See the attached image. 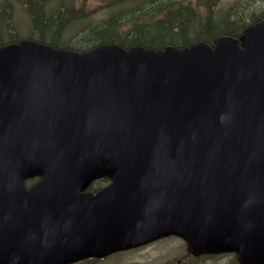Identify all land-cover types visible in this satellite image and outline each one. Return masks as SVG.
Instances as JSON below:
<instances>
[{
    "label": "water",
    "instance_id": "1",
    "mask_svg": "<svg viewBox=\"0 0 264 264\" xmlns=\"http://www.w3.org/2000/svg\"><path fill=\"white\" fill-rule=\"evenodd\" d=\"M171 234L264 264V18L211 45H0V264Z\"/></svg>",
    "mask_w": 264,
    "mask_h": 264
},
{
    "label": "trees",
    "instance_id": "2",
    "mask_svg": "<svg viewBox=\"0 0 264 264\" xmlns=\"http://www.w3.org/2000/svg\"><path fill=\"white\" fill-rule=\"evenodd\" d=\"M60 1L62 2L59 3ZM181 4L180 0H173V2L172 0H149L148 4L139 5L138 8L126 11V13L107 14L99 20L100 25L85 28L81 34L85 44L76 46L69 43L66 47L80 51L103 42H116L122 47L139 44L149 48H161L166 44L182 46L199 38L211 41L216 33L226 32L238 35L241 29L240 26L215 28L207 18H203V20L198 19L195 29L197 32L194 31L192 34L188 31L189 25L186 22L194 15H198L199 12L196 7L189 8L186 4L185 6ZM44 6L43 3L42 7H37L38 9L35 7L33 12L35 19L33 24L41 30L44 29L43 35L38 40L51 45L59 44L58 41L61 39L64 29L77 21L80 16L83 17L82 12L79 14V10L74 12L73 0H56L50 15ZM261 17H264V11ZM37 24H40L41 27ZM51 27H53V34L49 36ZM12 37V34L8 35V39ZM7 40H4L3 37L0 38V44ZM107 180V178L97 179L90 183L89 189L95 191L105 185Z\"/></svg>",
    "mask_w": 264,
    "mask_h": 264
},
{
    "label": "rangeland",
    "instance_id": "3",
    "mask_svg": "<svg viewBox=\"0 0 264 264\" xmlns=\"http://www.w3.org/2000/svg\"><path fill=\"white\" fill-rule=\"evenodd\" d=\"M148 0H73L74 12L78 11V14L82 12L83 17L69 24L65 29L64 33L67 36L66 41L72 45H82L84 40L82 38V33L85 28H91L92 26L100 25L99 20L103 16L110 13H117L131 11L138 8L139 5L148 4ZM177 1V0H175ZM182 1L183 6L185 3ZM34 0H30L32 4ZM55 0H46L44 2V7L50 12L54 9ZM60 1L59 3H61ZM201 2V0H195V4ZM129 3V4H128ZM24 5L21 2H16L15 5L4 4L0 0V14L2 11H7L10 14L8 23H6V29L9 27L10 30H15L17 28V35H26L27 32L24 30L28 24V29L30 30V19L28 14V8L30 6ZM176 6V5H175ZM245 6H249L250 14H260V11H264V0H219L214 6L209 9H202L204 14H212L218 22L222 23L223 20L228 18L238 17L237 12L241 13ZM260 8V10H258ZM47 11V13H48ZM204 14L201 16L203 19ZM32 25V23H31ZM18 26V27H17ZM126 28V27H125ZM30 33V31H28ZM197 32V30L195 31ZM6 36V33H3ZM66 36H62V40H59L61 45H65ZM3 37V38H4ZM184 241L181 240L177 235L171 234L169 236H164L154 241L153 244L148 245V247L140 248L136 246L135 248H128L124 250H116L105 257H100L93 264H167L164 260L167 258H178L184 253ZM222 258L218 259V264H223ZM71 264H86L85 261L77 260ZM207 264V262L199 263Z\"/></svg>",
    "mask_w": 264,
    "mask_h": 264
},
{
    "label": "flooded vegetation",
    "instance_id": "4",
    "mask_svg": "<svg viewBox=\"0 0 264 264\" xmlns=\"http://www.w3.org/2000/svg\"><path fill=\"white\" fill-rule=\"evenodd\" d=\"M1 1L7 5H15V3L18 1L24 5L30 4V0H1ZM183 1L187 7L192 6L195 3V0H183ZM44 2L46 3V0H34V2L32 4H30V6L28 8V14H29L30 19L35 20L34 19V13H33L34 8L32 7V5L36 4L37 5L36 7H42V4ZM258 10H260V8ZM46 11H48V10L46 9ZM249 11H250L249 6H245L242 9L241 13L237 12L239 17L235 18V20H243L247 24L253 23V21H254L253 19L256 18L258 16V14L257 15H256V13L250 14ZM48 14L50 15V14H52V12L49 13V11H48ZM1 18L5 23H8V21H9L8 19L10 18L9 12L2 11ZM51 26H52V24H51ZM7 29H8V31H13V30H10L9 27ZM52 29H53V27H51V33L53 31ZM31 30L38 32V34H40V35H43V32H44L43 31L44 29L41 30V29L37 28V26L35 24L31 27ZM51 33L49 32V34H51ZM220 258L223 259L222 260L223 264H234V261L231 260L229 258V256H225L223 254H221L220 256H214V255H208V256L196 255V256H194L186 250H185V253L182 257L176 258V263L177 264H199V263L207 262V264H218L217 260Z\"/></svg>",
    "mask_w": 264,
    "mask_h": 264
},
{
    "label": "bare ground",
    "instance_id": "5",
    "mask_svg": "<svg viewBox=\"0 0 264 264\" xmlns=\"http://www.w3.org/2000/svg\"><path fill=\"white\" fill-rule=\"evenodd\" d=\"M149 1V0H148ZM147 1V2H148ZM199 1V0H198ZM202 1V0H201ZM172 2H173V0H172ZM177 3H179V2H177ZM176 3V4H177ZM199 3V2H198ZM129 4V3H128ZM37 8V7H36ZM141 8V7H140ZM38 9V8H37ZM149 9V8H148ZM176 9V8H175ZM182 10V9H181ZM148 11V10H147ZM124 13V12H123ZM126 13V12H125ZM152 14V13H151ZM61 19V18H60ZM187 19V18H186ZM217 20V19H216ZM35 21V20H34ZM224 21V20H223ZM42 22V21H41ZM51 22V21H50ZM183 23V22H182ZM41 24V23H40ZM40 24H37L38 26H40ZM112 24V23H111ZM41 27V26H40ZM142 29V28H141ZM44 31V30H43ZM4 37V36H3Z\"/></svg>",
    "mask_w": 264,
    "mask_h": 264
}]
</instances>
